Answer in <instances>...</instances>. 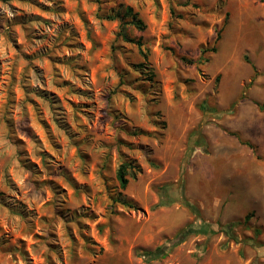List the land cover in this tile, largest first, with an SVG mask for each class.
Instances as JSON below:
<instances>
[{
	"label": "rangeland",
	"instance_id": "1",
	"mask_svg": "<svg viewBox=\"0 0 264 264\" xmlns=\"http://www.w3.org/2000/svg\"><path fill=\"white\" fill-rule=\"evenodd\" d=\"M0 264H264V0H0Z\"/></svg>",
	"mask_w": 264,
	"mask_h": 264
},
{
	"label": "trees",
	"instance_id": "2",
	"mask_svg": "<svg viewBox=\"0 0 264 264\" xmlns=\"http://www.w3.org/2000/svg\"><path fill=\"white\" fill-rule=\"evenodd\" d=\"M112 1V0H110ZM102 18H106L109 20H118L119 21V26H120V31H119V36L126 42L132 43L136 45L138 48L141 50H144V42L141 39H136L131 35V30L133 29H138V30H144L146 28V24L143 21V19L140 17L139 13L135 11V9L130 6L126 5L124 3H119L116 1V5L113 7V9L108 13V14H103ZM220 32L218 34V39L220 38ZM213 51L216 49L213 48ZM143 67L144 64L140 63L137 65L132 66V69L136 73H142V69L140 67ZM151 80H154V73H151ZM126 73H122V80L126 82ZM259 105V103H258ZM228 131V130H227ZM230 134L237 136L240 140L241 143L244 145L250 147L251 149H255L256 147L254 146L253 143L250 141L244 140L241 138L239 133L237 132H231L228 131ZM140 167L138 165L134 164L133 162H128L124 161L121 163L118 172H117V178L120 183L121 189H126L129 183V174H133L135 176V172L139 171ZM111 200L113 203V207H115L117 204H120L124 207H129V208H135V205L131 203L126 196L122 193V191H114V193L111 195ZM185 206L190 209V211L198 215L200 214V211L197 206L192 204L189 200L185 199L184 200ZM235 227V223H230L227 226H225L224 230L227 235L232 236L233 235V229ZM186 231H182L180 236L177 238L175 243H172L170 245H162L158 247L155 251L148 252L150 255V258L153 259L155 257H166L175 246L180 244L182 242V235ZM262 245V243H261Z\"/></svg>",
	"mask_w": 264,
	"mask_h": 264
}]
</instances>
